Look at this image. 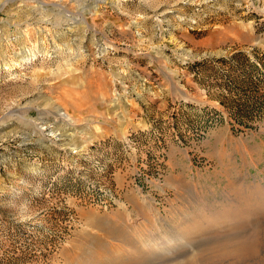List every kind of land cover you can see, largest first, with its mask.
<instances>
[{
    "label": "rangeland",
    "instance_id": "1",
    "mask_svg": "<svg viewBox=\"0 0 264 264\" xmlns=\"http://www.w3.org/2000/svg\"><path fill=\"white\" fill-rule=\"evenodd\" d=\"M238 52L264 75V0H0V264H160L139 220L264 264V107L193 71Z\"/></svg>",
    "mask_w": 264,
    "mask_h": 264
},
{
    "label": "trees",
    "instance_id": "2",
    "mask_svg": "<svg viewBox=\"0 0 264 264\" xmlns=\"http://www.w3.org/2000/svg\"><path fill=\"white\" fill-rule=\"evenodd\" d=\"M233 63L232 68H226ZM193 65L195 75L205 71L202 79L197 76L200 83L204 84L206 78L213 76L219 82L216 84L228 89L232 101L226 106L235 109L234 118L237 123L248 126L252 120L260 118L264 107V92L260 85L264 83V75L258 70L259 63L238 52L230 58L204 59ZM230 70L232 73H229ZM207 72L211 73L207 75ZM220 102L226 104L223 100Z\"/></svg>",
    "mask_w": 264,
    "mask_h": 264
},
{
    "label": "bare ground",
    "instance_id": "3",
    "mask_svg": "<svg viewBox=\"0 0 264 264\" xmlns=\"http://www.w3.org/2000/svg\"><path fill=\"white\" fill-rule=\"evenodd\" d=\"M61 109V108H60ZM61 114H63V115H65V117H66V114L67 113H65V112H63V113H61ZM67 120H69V121H71V119L70 118H67ZM140 216V215H139ZM138 216V217H139ZM143 217V216H142ZM144 219H145V217H144ZM141 220H143V218H141ZM133 222H138V221H136V220H133ZM141 223H143L142 221H140L139 220V222H138V225L140 226L139 227V229L137 228V230H134V231H136L137 232V235H138V249H137V251H133V253H134V255H133V253H131L129 250H124V249H126L125 247H124V244H125V240H117V242L116 243H114L115 244V247L116 248H118L120 251L118 252V257H117V260H113V263H116V262H119V260H122L124 257L125 258H130V257H133V256H135V255H138L139 257L141 256V257H148V258H153L154 256H157V257H155V258H157V259H155V260H158V261H160V264H165V262L167 261L166 260V257L168 256V255H174L173 253L174 252H176L177 253V251H180V250H182V249H184L188 244L186 243V240L184 239V237H183V234H177V235H173V234H167V233H165V232H163V231H161V232H159V230H158V232L157 231H155V230H152V231H150L151 232V234H147L146 233V231L147 230H145V229H148L147 227H141L143 224H141ZM135 227H137V226H135ZM125 230H126V228H125ZM176 230V229H175ZM165 231V230H164ZM177 231V230H176ZM264 231V230H263ZM131 232V231H130ZM136 232H134V233H136ZM132 233V232H131ZM145 233L147 234V235H145ZM130 235V234H129ZM234 237V236H233ZM186 238V237H185ZM237 238V237H236ZM134 239V238H133ZM132 239V240H133ZM188 239V238H187ZM130 241V240H129ZM136 241V240H135ZM239 241V240H238ZM120 242L123 244V245H121L120 244ZM136 243H137V241H136ZM133 246V245H132ZM192 246V245H191ZM202 246V245H201ZM124 247V248H123ZM135 247V246H134ZM133 248V247H132ZM191 248V247H190ZM136 249V248H135ZM186 249H188L187 247H186ZM185 249V250H186ZM193 249V248H192ZM210 249H212L211 247H210ZM209 249V250H210ZM116 250V249H115ZM205 250H207V251H209L208 249H205ZM204 249L203 250H200V251H205ZM126 251V252H125ZM127 251H129V252H127ZM191 251H193V250H191ZM190 251V252H191ZM197 251H199V250H197ZM211 251V250H210ZM245 251H246V249H245ZM181 252V251H180ZM254 252V251H253ZM253 252H252V254L251 255H253ZM244 254V253H243ZM111 255V254H110ZM133 255V256H132ZM188 255H190V253H185V254H180L179 256H180V259L181 260H179L182 264H185L186 263V261H190V259L191 258H193L194 256H193V254L191 253V255L189 256L190 258H188ZM240 255V254H239ZM256 255V254H255ZM109 256V255H108ZM179 256H177V257H179ZM196 256V255H195ZM199 256H200V254H199ZM245 256H246V254H245ZM248 256V255H247ZM254 256V255H253ZM172 257V256H171ZM176 257V256H175ZM198 257V256H197ZM115 258V257H114ZM109 259V258H108ZM113 259V258H112ZM116 259V258H115ZM170 259V258H169ZM178 259V258H177ZM187 259V260H186ZM175 260V258L174 259H172L171 261L173 262ZM207 260V259H206ZM206 260H202L201 259V261H197V264H208V262L206 261ZM193 260H191V262H192ZM195 261V260H194ZM193 261V262H194ZM110 262V261H109ZM112 262V261H111ZM191 262L190 263H188V264H191ZM196 262V261H195ZM167 263H170V262H167ZM175 264H177V262L175 263ZM178 264H180V263H178ZM193 264V263H192ZM195 264V263H194ZM210 264V263H209Z\"/></svg>",
    "mask_w": 264,
    "mask_h": 264
}]
</instances>
